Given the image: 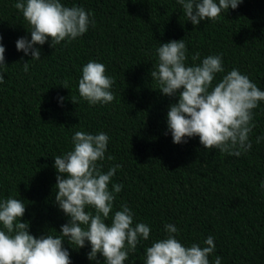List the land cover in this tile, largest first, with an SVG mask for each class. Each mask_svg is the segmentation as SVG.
I'll return each instance as SVG.
<instances>
[{
  "label": "trees",
  "instance_id": "obj_1",
  "mask_svg": "<svg viewBox=\"0 0 264 264\" xmlns=\"http://www.w3.org/2000/svg\"><path fill=\"white\" fill-rule=\"evenodd\" d=\"M15 3L0 0L6 66L0 68V200L22 199L20 222L29 223V234L58 235L68 222L55 203L54 158L72 150L76 131L103 132L109 141L105 159L97 163L104 173L120 165L109 189L123 185L113 213L126 204L134 225L150 227L148 240L141 239L123 264H145V249L166 237V224L176 226L185 246L204 247L212 236L210 264L217 256L221 264H264V101L253 110L252 147L238 157L204 149L198 137L174 144L166 117L177 100L159 92L150 76L158 46L184 39L188 65L221 56L224 72L214 83L237 69L264 91V0H242L235 10L195 26L176 0H61L85 9L94 26L52 48L50 39L34 46L39 60L16 50V41H30L31 35ZM197 52L200 60L193 61ZM89 61L104 64L114 79L112 102L92 105L79 96ZM63 246L71 264H96L87 259V242L75 249L65 238ZM97 260L104 264L99 254Z\"/></svg>",
  "mask_w": 264,
  "mask_h": 264
},
{
  "label": "clouds",
  "instance_id": "obj_2",
  "mask_svg": "<svg viewBox=\"0 0 264 264\" xmlns=\"http://www.w3.org/2000/svg\"><path fill=\"white\" fill-rule=\"evenodd\" d=\"M183 14L194 26L201 21H213L222 11L235 10L242 0H176ZM14 7L22 13L29 25L30 41L20 38L16 50L40 59L39 48L51 40L50 47L65 40H74L88 31L90 14L78 6L66 7L61 0H16ZM5 49L0 44V68L4 63ZM187 49L184 39L163 43L156 49L157 64L150 71L152 80L159 85V92L175 97L167 112V129L174 144L186 143L185 138L198 137L204 149H218L221 153L240 156L252 145L249 134L255 127L253 110L264 101V91L246 75L232 69L224 72L221 56L209 55L199 64H186ZM200 60L199 52L192 56ZM25 71L28 63L23 64ZM0 74V83H3ZM114 79L106 75L105 65L89 61L82 67L78 93L89 104H107L114 100L111 87ZM66 88V87H65ZM67 89V88H66ZM63 99V98H61ZM74 103V101H72ZM257 137V143L260 142ZM109 137L106 133L89 134L76 131L72 136L73 148L54 158L56 176L55 203L69 218L58 235L29 234V223L20 222L26 211L22 199L8 197L0 200V264H71L65 238L75 249L90 245L89 261L97 255L104 264H123L129 252H135L141 239L148 240L150 227L144 223L133 224V213L126 204L113 213L116 194L123 185L109 184L120 165L106 173L98 161L105 159ZM112 160V156L107 157ZM264 188V181L261 182ZM111 214V222L108 219ZM167 233L145 249V264H210L214 252V238L208 236L204 247L198 243L185 246L177 238V228L166 224ZM214 264H221L217 256Z\"/></svg>",
  "mask_w": 264,
  "mask_h": 264
}]
</instances>
